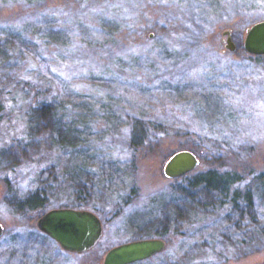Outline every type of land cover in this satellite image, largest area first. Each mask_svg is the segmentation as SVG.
<instances>
[{
  "label": "rangeland",
  "instance_id": "rangeland-1",
  "mask_svg": "<svg viewBox=\"0 0 264 264\" xmlns=\"http://www.w3.org/2000/svg\"><path fill=\"white\" fill-rule=\"evenodd\" d=\"M262 19L264 0H0V264H102L162 215L174 218L166 248L134 264H264V54L244 48ZM38 105L55 109V125L34 120ZM137 118L152 137L139 148ZM183 148L216 149L217 171L233 172L208 209L182 192L188 179L164 173ZM199 157L189 173L212 163ZM36 189L44 211H95L96 246L66 251L38 228L44 211L16 210ZM162 198L186 212L160 210Z\"/></svg>",
  "mask_w": 264,
  "mask_h": 264
},
{
  "label": "water",
  "instance_id": "water-1",
  "mask_svg": "<svg viewBox=\"0 0 264 264\" xmlns=\"http://www.w3.org/2000/svg\"><path fill=\"white\" fill-rule=\"evenodd\" d=\"M226 46L235 50L232 31L225 29ZM244 48L253 54H264V19L247 28ZM200 163L199 155L183 148L172 153L164 165V173L171 178L183 176ZM38 228L54 239L64 250L83 253L91 250L103 235V222L93 210L85 207H53L44 211L37 220ZM4 225L0 221V236ZM162 237H145L116 244L104 255L102 264H132L148 259L166 248Z\"/></svg>",
  "mask_w": 264,
  "mask_h": 264
},
{
  "label": "trees",
  "instance_id": "trees-1",
  "mask_svg": "<svg viewBox=\"0 0 264 264\" xmlns=\"http://www.w3.org/2000/svg\"><path fill=\"white\" fill-rule=\"evenodd\" d=\"M32 7H36L34 5H31ZM28 42L27 37H25V40ZM6 42L3 41V39H0V49H4L2 51L3 53H6L8 51V48L6 49ZM193 98V97H192ZM55 109H51L49 106H41L38 105L33 108L32 115L34 117V120H36L37 123L40 125H46L49 126L52 122L54 123L55 119ZM55 125V123H54ZM59 137L65 141L67 138V135H70V132H67L62 127L60 128ZM66 137V138H65ZM151 135H149V131L147 130V124L143 119L137 118L135 123L132 124L131 132H130V138L129 142L132 146H135V148L142 147L150 142L148 138H150ZM152 138V137H151ZM185 142V141H183ZM187 147V146H186ZM193 151H195L199 156L204 158V161L206 159H211V162L206 161L204 169L192 173H187L183 175V179H188V187H183L182 192L185 193V196L187 199H194L195 205L198 208L208 209L212 206H214L215 202L212 197L213 195L218 196L217 194L224 195V197L227 195V186H229L230 183L235 182V178L233 177V172L231 171H217V167L221 166L222 160H221V154L218 152H215L216 149H210L207 158L205 155V149H197V148H191ZM210 156V158H208ZM221 177L222 180L220 183L215 182V177ZM224 176V177H223ZM78 179H72V178H65L66 187L73 189L76 181ZM262 186H264V180L261 181ZM206 192V200H199L196 201L195 198L197 197V193ZM238 193L237 190L235 192V199H237ZM48 195L47 191L36 189L33 192L27 194L26 196L22 198H16L12 201V204L15 206L16 210H33V211H44V209L47 207V201ZM223 201V199L221 198ZM161 209L163 211L170 210V208L175 211L176 213H182L185 211L183 209V206L179 203H176L171 199L170 201H164L163 198L161 199ZM236 201L234 202V204ZM193 209V207H192ZM181 210V212H179ZM193 211V210H192ZM186 212V211H185ZM191 212V209H190ZM194 212V211H193ZM188 214V213H187ZM168 216V215H167ZM171 217V216H170ZM174 220V218L166 217V215H162L161 218L155 219L154 217L151 218L149 221H146L143 227H137V230L142 233L145 237H153V236H165L170 229L171 222L170 220ZM37 231V230H36ZM46 236V235H45ZM47 238H50L49 236ZM51 239V238H50ZM53 240V239H51ZM141 262L137 261L136 263ZM102 263V261H101ZM134 264V263H132Z\"/></svg>",
  "mask_w": 264,
  "mask_h": 264
}]
</instances>
